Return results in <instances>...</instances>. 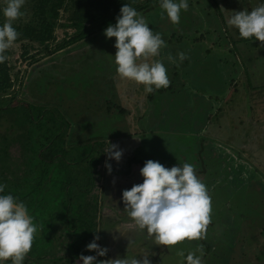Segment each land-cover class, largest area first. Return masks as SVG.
<instances>
[{
  "label": "rangeland",
  "instance_id": "obj_1",
  "mask_svg": "<svg viewBox=\"0 0 264 264\" xmlns=\"http://www.w3.org/2000/svg\"><path fill=\"white\" fill-rule=\"evenodd\" d=\"M220 1L226 19L231 11L242 9L240 1L247 10L260 2ZM190 2L195 8L181 11L178 23L172 24L166 15L161 18L164 19L161 28L154 33H160L165 46L158 56L147 58L162 62L168 87L146 94L143 85L126 82L112 73L115 72L114 38L106 39L102 35L103 46H99L105 47V51L101 49L102 58L96 53L81 59L92 48L86 46L64 54L59 60L45 56L42 61H46L43 66L50 70L47 75L42 72L44 75L38 77L40 81L28 80L18 97L0 106V150L4 149V153L0 152V168L7 167L8 174L21 175L30 168L23 167L22 149L29 141L25 133L29 134L36 126L25 119V115L38 116L42 108L39 105L49 106L42 111L40 122L49 121L56 110L52 115L57 119L55 126L67 128L68 124L65 140H62L69 143L67 152L80 157L84 153L86 160L94 157L99 162L95 172L88 169V174H83L84 167L71 172L75 192L70 199L63 194L60 202L41 201L44 202V217L53 222L45 228L48 234L42 239L45 244L38 247L44 253L34 248L35 256L55 260L57 253H50L53 249L59 252L63 249H60V242L57 246L52 244L53 237L62 238V247L67 245L62 253L64 259L74 256L70 242L79 235L76 230L80 229L82 234L86 229L88 236L92 239L97 236V244L107 249L100 260L123 258L127 254L138 260L147 256L150 264H177V248L186 253L201 245L202 264H264V94H261L264 90L258 88L253 92L251 81L245 83L240 70L246 65L255 72L256 84L262 83L264 67L256 60L264 55V49L241 42L234 45L237 51L234 53L233 44L222 39L220 23L209 8L208 0ZM229 28L231 36L235 37L232 27ZM62 31L61 28L56 31L59 38L64 35ZM255 43L260 42L255 40ZM178 52H183L186 59L176 61ZM20 53L18 49L14 58L19 60ZM169 55L175 62L167 59ZM72 59L73 63L68 61ZM17 67L30 69L21 61L17 62ZM124 83L132 84L128 96L122 90ZM108 101L125 106L128 115L116 109L109 112ZM21 103L25 108L18 106ZM245 103L250 104L252 110L248 105V110L235 111ZM219 106L221 109L216 110ZM211 109L216 111V117L208 125ZM142 113L146 117L140 118ZM21 117L25 121L23 126L14 121ZM50 124H54V120ZM108 144H115L122 150L119 162L107 160L110 173L105 168L106 154L103 152ZM238 144L245 147L244 152L238 153L239 158L228 155L229 147ZM89 147H92L91 153ZM208 150L213 151L212 155ZM220 150L226 152L222 158L218 157ZM141 160L143 163L157 161L166 168L181 162L194 166L195 175L206 186L211 198L210 222L201 238L184 240L171 248L156 245L123 211L122 190L142 182ZM201 162L204 165L201 166ZM195 169L205 171L196 173ZM43 196L45 198V191ZM50 215H54L53 218Z\"/></svg>",
  "mask_w": 264,
  "mask_h": 264
},
{
  "label": "clouds",
  "instance_id": "obj_2",
  "mask_svg": "<svg viewBox=\"0 0 264 264\" xmlns=\"http://www.w3.org/2000/svg\"><path fill=\"white\" fill-rule=\"evenodd\" d=\"M25 0H0V63H4L6 50L17 40L18 32L13 21L23 15ZM162 15L176 24L181 11L188 8V0H157ZM227 24L235 28L239 37H249L264 43V0L251 10L231 11ZM104 37L114 38L115 53L112 55L115 72L121 79L143 85L144 93L168 87L166 69L159 59L147 58L159 55L165 46L159 32L146 24L143 16L127 3H123L115 23H109L103 30ZM173 61V57H167ZM183 52L176 54V61H183ZM105 168L110 173L107 160L119 162L122 150L117 145L107 146ZM142 182L133 184L130 189L122 190L123 211L135 223L138 230L151 237L154 244L171 248L179 242L197 240L202 237L210 222L211 198L206 186L194 173V166L187 162L177 163L166 168L157 161L146 160L139 169ZM5 185L0 183V264H22L30 250L36 226L25 204L4 192ZM119 231V230H118ZM120 232V231H119ZM121 233V232H120ZM123 234V233H121ZM115 239V237L113 238ZM98 237L85 245L88 252L95 255L80 254L76 264H150L147 256L125 255L123 258L97 260L104 257L107 249L97 244ZM177 264H202V246L194 250L177 248Z\"/></svg>",
  "mask_w": 264,
  "mask_h": 264
},
{
  "label": "trees",
  "instance_id": "obj_3",
  "mask_svg": "<svg viewBox=\"0 0 264 264\" xmlns=\"http://www.w3.org/2000/svg\"><path fill=\"white\" fill-rule=\"evenodd\" d=\"M240 2V7H242L241 10H243V2ZM123 3H127L135 8L136 11L143 16L146 24L153 33L161 28L160 24L164 20H161V18L165 16L162 15V10L159 8L157 0H26L22 6L23 15L13 21V27L18 32L17 40L14 42L13 46L4 53L7 56L6 61L0 63V101L3 102L0 106H3L7 100L10 99V101H12L18 97L22 91L23 84L25 82L29 83L28 80H33L32 78H35L36 81H40L38 77L44 75L41 74L42 72L45 73L44 76L47 75L50 70L43 66L46 61H42V59L45 56H50V58L56 57L59 60L64 54L86 46L87 48H92L88 50V53L84 57L80 56L81 59L84 60V58L86 59L90 55L93 56L96 53L102 58L103 53L101 49L105 51V47L99 46H103L102 41H104V39L101 37L103 35V30L109 23H115V17L119 14V9ZM222 3L223 2L220 0H208V5H210L209 8L213 11L216 21L220 23L222 39L225 42L230 41L228 43L233 44V52L237 53L234 45L241 42L246 44V46H261L264 49V43L260 42L257 44L252 37L247 39L239 37L237 30L232 26L235 37L231 36L226 16L223 14ZM207 7H205L206 11H208ZM192 8L195 7L189 0L188 10L190 11ZM62 19L65 20V23H61ZM2 21L3 17L0 16V23H2ZM59 28L63 29L62 32L64 35L62 38L56 35V31ZM69 29H73V31L69 32ZM172 37L175 38V36H170V38ZM178 39H181V37H178ZM168 40L172 42L170 39ZM98 42H100V44ZM94 47H98L100 50L96 51L97 49H94ZM18 49L21 50L19 60L18 58H14ZM50 60L51 59L48 61ZM73 60L74 59L68 61L73 63ZM102 60L104 61V59ZM19 61L30 69L28 71L27 69L21 70L17 67V62ZM256 61L264 67V65L261 64L264 63V55L257 57ZM76 62L77 61L74 63ZM262 67L259 69H262ZM240 70L245 83L249 84L251 81L253 92L258 88L264 90V80L257 85V81L254 78L255 72L252 71V69L250 70L246 65H243ZM112 73L116 72L112 71ZM258 77H260V75ZM111 80L113 82L112 78ZM126 82H129V80H126ZM244 85L246 86V84ZM49 86L50 85H48V87ZM114 86L115 84L112 85V89ZM122 86V90L128 96L132 84L124 83ZM44 91L46 92L47 90ZM112 91H110V94H112ZM258 94L260 93L258 92ZM220 101L221 100L218 98L217 102ZM248 105L252 110L250 104L245 103L241 108L237 106L235 111L248 110ZM18 106L20 108H25L23 103L18 104ZM39 107L42 108L38 116L34 113L25 115V119L31 120V123L36 126L29 134L28 132L25 133L29 141L24 143L22 149V154L25 155L22 164L23 167L26 166V168L30 166L29 170L24 172V174L12 176L7 173V167L5 169L0 168V183L5 185L4 192L22 201L26 205L29 214L33 217L36 233L34 234L30 250L25 255L24 260L26 256H29L26 261L33 258L36 263L42 260L43 257L38 254V256H35L34 248L45 244V241H42L46 235L48 236L45 228H48L53 222L52 219L44 217L45 208L42 205L44 202L42 203L41 201L60 202L63 194H66L68 199H70L73 192H75V187H73L74 179L71 177V172L80 170V167H84L83 171L80 170L83 174H88V169L89 171L94 170L93 172H95L97 164L99 163L98 158L94 157L90 160H86L84 153L81 154L80 157L75 156L72 152H67L69 143L65 144L62 140H65L63 136L66 134L65 131L68 129V124H66L67 128H65L64 125L55 126V120L57 119H55L56 116L52 118V115H55L56 110L51 113L49 121L43 120L44 123L40 122L42 119V111L45 109L47 110L49 106L39 105ZM107 107L109 112L114 109L119 112L124 111L123 115L127 114L125 110H128L125 106L118 105L112 101L111 103L108 101ZM220 109L221 107L219 106L216 110ZM215 112L216 111L211 109L208 113L206 124H211V119L216 117ZM16 114H18L17 112L15 116H18ZM57 114L61 117L60 113ZM1 115L2 114H0V117ZM53 120L54 124H50ZM14 121L15 124H19V126H23L25 123L22 117L16 118ZM12 127L11 125L10 129ZM43 127L46 128L43 130ZM93 149H96V147ZM91 150L92 147L90 148V153ZM0 152L4 153V149L0 150ZM103 152H105V150H103ZM207 152L212 155L213 151L208 150ZM101 156L102 154L100 152V157ZM247 156L252 157V155L249 156V154ZM141 163H143L142 160ZM202 164L203 162H201V166ZM71 168L73 169L69 171L68 169ZM195 170L196 173H199L197 169ZM204 171L205 169H203V172ZM44 191L45 198L43 196ZM50 216L53 218L54 215ZM79 231L80 229L75 231L79 235L76 236V239L71 238L72 241L70 242L76 257L80 254L95 255L94 252H88L85 249V245L92 241L91 236H88L86 229L82 230V234ZM37 252L42 253L40 251ZM97 260H100V257H97Z\"/></svg>",
  "mask_w": 264,
  "mask_h": 264
},
{
  "label": "flooded vegetation",
  "instance_id": "obj_4",
  "mask_svg": "<svg viewBox=\"0 0 264 264\" xmlns=\"http://www.w3.org/2000/svg\"><path fill=\"white\" fill-rule=\"evenodd\" d=\"M47 237V235L45 236V238ZM59 242H60V249H63V250H65V248H67L66 246L67 245H64V247H62V244H61V242H62V238H60V237H53V239H52V244L54 245V246H57L58 244H59ZM68 244V243H67ZM36 249H37V251H39V249H38V247H36ZM63 250H62V252H59L58 250H56V249H53V251L50 253V254H54V253H57V256L55 257V260L53 261V260H51V259H49V260H47L48 258L46 257V258H43L42 260H40L39 262H35V260L33 259H30V260H27L26 261V259L27 258H29V256H26V259L25 260H23V262H22V264H43L44 262H52L53 264H56L58 261H59V263H61V264H76V255H71L72 257H70V258H67V259H64V256H63ZM68 249H67V253H68ZM42 253H44L43 251H42ZM258 260V259H257ZM264 263V262H263ZM5 264H9V262L8 261H5Z\"/></svg>",
  "mask_w": 264,
  "mask_h": 264
},
{
  "label": "crops",
  "instance_id": "obj_5",
  "mask_svg": "<svg viewBox=\"0 0 264 264\" xmlns=\"http://www.w3.org/2000/svg\"><path fill=\"white\" fill-rule=\"evenodd\" d=\"M150 105V104H149ZM139 116H140V118H142V117H146V114H139ZM142 121V120H141ZM216 140V139H215ZM244 149H245V147H241V146H239V144L237 145V146H230L229 147V150H227L226 152H227V154L228 155H230V154H233V155H235L236 157H238L239 158V155H238V153L240 154V153H242V152H244ZM221 155H219L218 154V156L219 157H223V153H226V152H224L223 150H220V151H218ZM251 158V157H250ZM246 162V161H245ZM250 164V162L248 161V165ZM252 165V164H251ZM248 167V166H247ZM220 169H222V168H220ZM199 171V173H203V170H198ZM197 171V172H198ZM31 215V214H30Z\"/></svg>",
  "mask_w": 264,
  "mask_h": 264
}]
</instances>
